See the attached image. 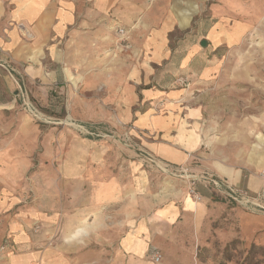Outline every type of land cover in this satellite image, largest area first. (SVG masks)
I'll use <instances>...</instances> for the list:
<instances>
[{
	"label": "rangeland",
	"instance_id": "1",
	"mask_svg": "<svg viewBox=\"0 0 264 264\" xmlns=\"http://www.w3.org/2000/svg\"><path fill=\"white\" fill-rule=\"evenodd\" d=\"M0 2L8 10L14 0ZM123 2L138 4L141 16L154 23L168 22L171 56L163 65L175 66L184 57L183 73L173 84L185 90L191 105L202 108L201 133L206 140L217 141L211 149L218 164L239 172L240 180L217 179L208 168L200 170V175H211L213 189L198 212L201 197L193 190L194 176L148 153L129 130L75 121L66 110L58 115L49 111L39 101L38 83L30 81L23 64L8 55L5 36L0 37V264H24L30 256V264H59L66 239L61 228L71 220L61 218L60 212L94 208L87 185L81 191L78 182L73 184L62 174L56 157L47 158V130L51 129H70L81 139L112 143L123 148V161H138L140 177L128 175L123 166L127 200L123 209L133 203L137 205L132 208L145 213L154 211L163 191L178 190L183 181L188 195L192 189L199 196L190 195L195 205L186 224L192 230L190 248L175 251L169 245L166 258L152 249L151 260L154 252L161 255L158 263L152 260L154 264H264V0ZM132 28L123 23V33L118 30L117 43L123 52L131 49ZM15 29L21 39L33 38L22 22ZM190 45L196 50L189 54ZM200 68L205 69L204 76L198 73ZM243 71L248 74L238 78ZM4 76L10 82L8 90ZM23 120L32 131L38 129L30 139L28 130H22ZM9 143L11 147L4 149ZM87 175L85 170V181ZM251 180L257 181L256 188L249 186ZM113 208L97 206L107 213ZM96 220L103 224L105 219ZM83 221L86 225L87 218ZM111 252L114 256L116 251Z\"/></svg>",
	"mask_w": 264,
	"mask_h": 264
},
{
	"label": "crops",
	"instance_id": "2",
	"mask_svg": "<svg viewBox=\"0 0 264 264\" xmlns=\"http://www.w3.org/2000/svg\"><path fill=\"white\" fill-rule=\"evenodd\" d=\"M3 6L0 2L4 49L23 64L30 81L38 83L39 101L49 111L58 115L66 110L75 121L129 130L148 153L196 178L193 190L201 197L198 212L213 189L211 175H200V170L208 168L217 179L240 180L239 172L218 164L211 149L217 141H208L201 133L202 108L191 105L185 90L173 84L183 73L184 57L175 66L163 65L171 56L168 22L154 23L141 16L138 4L123 0H14L8 10ZM19 22L31 32V40L19 37L15 29ZM123 23L133 27L131 49L125 52L117 43ZM192 50L196 49L190 45L187 51ZM200 69L204 76L205 69ZM4 79L8 90L9 79ZM30 125L23 120L22 130H28L29 139L38 130L32 131ZM47 131V158L56 157L62 174L73 184L78 182L81 191L86 184L94 205L89 210L60 212L61 218L71 220L61 228L66 239L59 264H154L149 257L152 249L166 258L169 245L175 251L190 248L192 230L186 224L195 205L183 180L180 189L163 191L154 211L145 213L132 208L137 205L133 203L123 209L127 201L123 166L137 178L138 161H123V148L81 139L70 129ZM9 147L10 143L4 149ZM201 161L204 168L198 165ZM249 184L258 186L255 180ZM102 204L114 208L109 213L97 209ZM103 216L101 224L96 219ZM75 239L78 245L70 242ZM31 259L25 257L24 264Z\"/></svg>",
	"mask_w": 264,
	"mask_h": 264
},
{
	"label": "built area",
	"instance_id": "3",
	"mask_svg": "<svg viewBox=\"0 0 264 264\" xmlns=\"http://www.w3.org/2000/svg\"><path fill=\"white\" fill-rule=\"evenodd\" d=\"M119 33L122 34L123 31L122 30H119ZM189 193L190 195H192L194 198L196 199H199V196L196 195V193L192 190V189H189ZM152 260L155 262V263H158L161 259V255L158 251L154 252L151 256Z\"/></svg>",
	"mask_w": 264,
	"mask_h": 264
},
{
	"label": "water",
	"instance_id": "4",
	"mask_svg": "<svg viewBox=\"0 0 264 264\" xmlns=\"http://www.w3.org/2000/svg\"><path fill=\"white\" fill-rule=\"evenodd\" d=\"M204 45H205V42H204V41H202V42H201V46H204Z\"/></svg>",
	"mask_w": 264,
	"mask_h": 264
}]
</instances>
